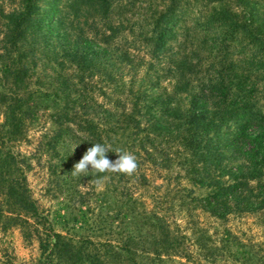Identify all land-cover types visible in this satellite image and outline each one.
Listing matches in <instances>:
<instances>
[{
	"label": "trees",
	"instance_id": "16d2710c",
	"mask_svg": "<svg viewBox=\"0 0 264 264\" xmlns=\"http://www.w3.org/2000/svg\"><path fill=\"white\" fill-rule=\"evenodd\" d=\"M3 1H11L14 6L1 15L0 66L7 85H0V227H19L26 239L38 237L40 264H117L121 257L113 244L106 249L92 242L90 236L77 238L75 234L52 231L31 195L19 156L10 149V144L25 137L28 112L39 92L31 89L30 82L48 50H53L52 61L60 67L57 78L65 94L64 106L56 113L60 124L52 137L54 144L60 146L64 138L73 137L72 132L86 133L76 142L84 151L91 143L100 142L109 146L108 157L113 161L119 150L137 158L138 169L132 176L103 174L109 176L103 196L113 195L110 204L116 206L111 229L116 215V219L122 218L120 226L128 231L122 232L126 242H117L124 244L129 264L175 255L191 258L185 245L187 237L168 217V201L161 196L163 191H171L168 185L158 183L170 179L167 172L174 163L194 188L203 191L199 196L194 190L181 194L188 218L193 220L203 213L224 220L239 209L264 208V200L249 198L255 190L254 182L258 180L264 187V116L253 115L249 103L232 109L222 107L234 88L246 84L235 72L229 74L231 65L224 63L236 44L258 48L255 56H259L257 64L261 68L257 80L264 81V37L259 33L248 30L239 40L237 22L229 23L224 14L204 15L206 21L200 32L211 34V40L203 41L209 51L206 60L194 63L190 54L183 55L182 60L171 57L168 63V56L175 51L169 44L176 37L179 22L197 18L192 17L189 4L183 5V0H163V10H157L144 25L151 28L149 35H133L131 46L117 54L110 49V36L100 37V32L92 39L94 43L86 39L84 47L79 39L70 46L65 44L71 14L61 5L62 0L53 1L54 8L49 0ZM201 1L214 4L221 0ZM118 2L99 0L100 11L107 13ZM194 44L192 51L198 50ZM67 64L80 67L81 72L90 71L91 77L97 75V96L102 103L84 85L81 87L78 82L83 77L76 80ZM167 71L173 74L168 82L163 77ZM230 122L235 134L232 138L220 137L218 132L224 126H233ZM230 156L237 167L226 163ZM212 159L222 167L212 168Z\"/></svg>",
	"mask_w": 264,
	"mask_h": 264
},
{
	"label": "rangeland",
	"instance_id": "374dc122",
	"mask_svg": "<svg viewBox=\"0 0 264 264\" xmlns=\"http://www.w3.org/2000/svg\"><path fill=\"white\" fill-rule=\"evenodd\" d=\"M49 1H52L51 7H56V3L53 4L55 0ZM96 1V4H87L85 0L61 1V5L68 7L67 12L71 14L66 23L68 37L65 44L70 46L79 39L84 47L86 39L94 43L92 39L100 32V37L110 36L109 45L113 54L124 52L131 46L133 35H149L147 32L151 28L144 25L157 10L162 11L164 7L163 0H119L105 13L100 11L99 0ZM184 3L189 4V10L193 12L192 17L197 15L196 19L200 17L201 20L192 18L188 22H179L175 29L176 37L169 44L175 47V51L168 56V63L171 57L182 60L183 55L190 54L194 63L199 64L201 60H206L209 51L203 46V41L210 39L211 34L208 31L200 32L201 25L206 21L202 18L204 15L224 14L229 23L237 22L240 26L237 28L239 40L247 35L248 30L264 37V0H221L214 4L201 0H183L182 4ZM13 6L11 1L0 0V55L3 53L1 15L4 10L7 12ZM193 28L198 30L193 31ZM193 43L198 50L192 51ZM240 44L229 50L224 63L227 67L231 65L229 74L235 72L241 80H246V84L238 89L234 88L229 100L224 102L222 107L232 109L249 103L253 115L259 113L264 116V81L261 78L260 81L257 80V72L261 68L257 64L259 56H255L258 54V48L255 49L254 44L242 48ZM53 57V50H48L46 57L39 61L37 73L30 82L31 89L39 92L34 95V109L28 112L25 137L10 144V149L19 156L31 195L52 231L65 236L75 234L78 235L77 238L90 236L92 242L100 247L104 245L106 249L113 244L121 254L115 263L129 264L124 244L117 242H126L122 232L128 231L124 229L126 226H120L122 218L116 219L114 215L115 226L111 229L112 212L116 208L113 203L110 204V201H114L110 198L113 195L103 196L105 187L103 190H97L89 182L92 176H73L71 173L74 165L85 153V148L76 146V142H80V135L74 132L73 137L65 135L67 138H64L60 146L52 141L53 134L58 131L60 124L56 113L65 103V94L61 92V84L57 78L60 67L52 61ZM186 61L189 62L190 59ZM67 68L75 74L76 80L82 76V81L78 82L81 87L84 85L92 97H96L100 103L103 102L102 98L97 96V75L91 77L88 74L90 71H78L81 68L71 64H67ZM0 70V85L6 86L1 66ZM172 76L168 71L163 75L167 82ZM0 122H3L2 109ZM230 124L233 125L231 122ZM234 128V125L224 126L218 135L222 138H232L235 134ZM254 129L252 128L250 133ZM74 135H77V138ZM75 147L77 148L73 151ZM226 161L233 167L238 166L232 156ZM210 165L212 168L222 167L215 159L210 160ZM167 174L170 179L159 180L158 183L168 185L171 193L163 191L161 196L164 201H168V217L180 226L182 234L187 237L185 245L191 258L188 260L182 256H165L163 260H147L146 264H264V208L256 206L249 211L239 209L236 214L224 220L203 213L192 220L188 218L186 208L182 207L181 194L187 195L194 190V195L199 196L203 191L194 188L187 180L186 173L175 163ZM259 184L258 180L253 183L255 190L252 192L253 196L249 197L250 201L264 200V187ZM183 189H186V192ZM146 235L148 237V234ZM110 240L111 243H108ZM41 254L38 237L33 235L26 239L19 227H10L7 230L0 227V264H40Z\"/></svg>",
	"mask_w": 264,
	"mask_h": 264
},
{
	"label": "clouds",
	"instance_id": "9594fccd",
	"mask_svg": "<svg viewBox=\"0 0 264 264\" xmlns=\"http://www.w3.org/2000/svg\"><path fill=\"white\" fill-rule=\"evenodd\" d=\"M84 136L86 133H80ZM78 147V146H77ZM75 147L73 151L77 148ZM110 148L108 145L100 142L91 143L82 158L74 165L73 176L87 177L92 176L91 182L97 190H103L105 182L109 179L106 173H119L132 176L138 169L137 158L134 154L119 150L115 152L118 155L116 160L108 157Z\"/></svg>",
	"mask_w": 264,
	"mask_h": 264
}]
</instances>
